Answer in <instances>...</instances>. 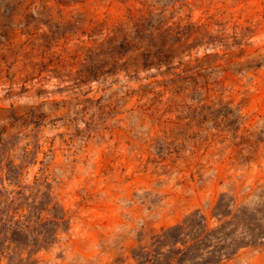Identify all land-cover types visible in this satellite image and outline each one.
Wrapping results in <instances>:
<instances>
[{"label":"rangeland","instance_id":"374dc122","mask_svg":"<svg viewBox=\"0 0 264 264\" xmlns=\"http://www.w3.org/2000/svg\"><path fill=\"white\" fill-rule=\"evenodd\" d=\"M197 213L264 234V0H0V264H136Z\"/></svg>","mask_w":264,"mask_h":264},{"label":"trees","instance_id":"16d2710c","mask_svg":"<svg viewBox=\"0 0 264 264\" xmlns=\"http://www.w3.org/2000/svg\"><path fill=\"white\" fill-rule=\"evenodd\" d=\"M231 224L210 230L205 216L200 213L189 216L183 224L168 229L144 248L145 255L136 259V264H224L241 249L254 245L256 237H264L250 229V235L240 234L250 239H230L226 227Z\"/></svg>","mask_w":264,"mask_h":264}]
</instances>
